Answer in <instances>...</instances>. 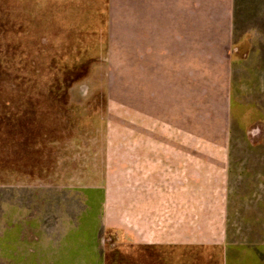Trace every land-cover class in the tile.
<instances>
[{"label":"rangeland","instance_id":"rangeland-1","mask_svg":"<svg viewBox=\"0 0 264 264\" xmlns=\"http://www.w3.org/2000/svg\"><path fill=\"white\" fill-rule=\"evenodd\" d=\"M246 1L264 15V0ZM107 6L0 0V208L18 195L57 235L72 218L63 190L111 186L120 202L129 178H197L205 245L180 264H264L250 198L264 178V39L153 40L146 53L144 40L109 37L120 33ZM231 182L247 198L226 239ZM109 242L106 264L161 259Z\"/></svg>","mask_w":264,"mask_h":264},{"label":"crops","instance_id":"crops-1","mask_svg":"<svg viewBox=\"0 0 264 264\" xmlns=\"http://www.w3.org/2000/svg\"><path fill=\"white\" fill-rule=\"evenodd\" d=\"M108 4V28L120 33L109 37L144 40L146 53L153 40L264 39V15L251 17L257 6L246 0H108ZM196 180L129 178L120 202L111 197L115 191L111 186L63 190L59 193L67 199L72 218L53 224L60 225L57 235L50 229L46 233L41 214L21 206L18 195L13 196L12 204L0 208V264H106L112 238L130 248H155L161 254L159 264H180L182 255L205 245L197 242L203 219L197 200L201 203L206 192L196 190ZM258 182L259 189L250 198L264 221V178ZM224 195L228 239L230 230H238L229 228L238 223L233 216L240 217L232 207L242 209L247 196L232 182ZM80 201L84 207L77 206Z\"/></svg>","mask_w":264,"mask_h":264}]
</instances>
